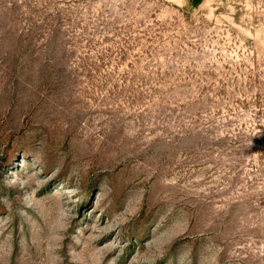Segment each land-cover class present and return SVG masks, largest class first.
<instances>
[{
  "label": "rangeland",
  "instance_id": "obj_1",
  "mask_svg": "<svg viewBox=\"0 0 264 264\" xmlns=\"http://www.w3.org/2000/svg\"><path fill=\"white\" fill-rule=\"evenodd\" d=\"M0 264H264V0H0Z\"/></svg>",
  "mask_w": 264,
  "mask_h": 264
}]
</instances>
